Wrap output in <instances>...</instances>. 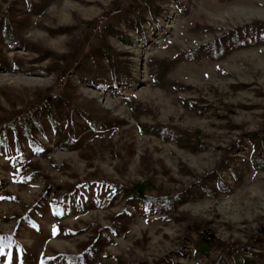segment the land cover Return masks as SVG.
Wrapping results in <instances>:
<instances>
[{"label":"rangeland","instance_id":"1","mask_svg":"<svg viewBox=\"0 0 264 264\" xmlns=\"http://www.w3.org/2000/svg\"><path fill=\"white\" fill-rule=\"evenodd\" d=\"M0 264H264V0H0Z\"/></svg>","mask_w":264,"mask_h":264},{"label":"trees","instance_id":"2","mask_svg":"<svg viewBox=\"0 0 264 264\" xmlns=\"http://www.w3.org/2000/svg\"><path fill=\"white\" fill-rule=\"evenodd\" d=\"M128 191L131 193L132 196L141 197V198L142 197L143 198L146 197L144 195V193H145V186H143V185H136L133 188V190H128ZM198 231H199V234H200L201 239L203 241L210 242V241H216L217 240L214 237V235L211 232L207 231V230H203V229L199 228Z\"/></svg>","mask_w":264,"mask_h":264}]
</instances>
